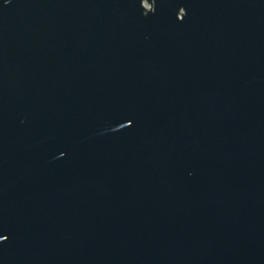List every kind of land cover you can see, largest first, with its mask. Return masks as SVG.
<instances>
[{
  "label": "water",
  "instance_id": "obj_1",
  "mask_svg": "<svg viewBox=\"0 0 264 264\" xmlns=\"http://www.w3.org/2000/svg\"><path fill=\"white\" fill-rule=\"evenodd\" d=\"M0 264H264V0H0Z\"/></svg>",
  "mask_w": 264,
  "mask_h": 264
},
{
  "label": "snow or ice",
  "instance_id": "obj_2",
  "mask_svg": "<svg viewBox=\"0 0 264 264\" xmlns=\"http://www.w3.org/2000/svg\"><path fill=\"white\" fill-rule=\"evenodd\" d=\"M6 238V237H5Z\"/></svg>",
  "mask_w": 264,
  "mask_h": 264
}]
</instances>
